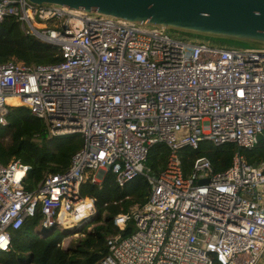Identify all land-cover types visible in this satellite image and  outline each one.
<instances>
[{
  "label": "built area",
  "instance_id": "1",
  "mask_svg": "<svg viewBox=\"0 0 264 264\" xmlns=\"http://www.w3.org/2000/svg\"><path fill=\"white\" fill-rule=\"evenodd\" d=\"M7 17L23 36L55 47L61 61L0 64V128L26 107L47 138L79 135L82 146L66 171L46 172L31 191L29 166L0 162L1 252L38 206L41 237L92 223L95 203L81 186H99L111 173L121 188L144 177L149 195L116 216L117 227L132 221L134 232L114 240L97 264H264V158L245 155L264 134V48L188 42L170 30L27 0L0 1V22ZM202 142L234 145L229 167L214 172L202 157L185 175L181 151ZM156 144L169 152L154 174L145 165ZM64 214L73 219L62 222Z\"/></svg>",
  "mask_w": 264,
  "mask_h": 264
},
{
  "label": "trees",
  "instance_id": "2",
  "mask_svg": "<svg viewBox=\"0 0 264 264\" xmlns=\"http://www.w3.org/2000/svg\"><path fill=\"white\" fill-rule=\"evenodd\" d=\"M11 60L25 64H51L60 62L61 56L55 47L35 37L23 36L16 19L7 17L0 22V64ZM5 137L8 141H4ZM81 146L79 135L47 138L43 122L32 117L26 107L12 110L8 125L0 128V162L7 164L19 160L30 167L25 182L28 191L35 188L46 172L54 175L66 171L71 157ZM235 150L232 144L215 147L209 142L200 143L196 150L184 149L180 153L183 172L187 175L194 160L202 157L210 161L214 172H223L229 167ZM168 152L165 145L156 144L151 148L145 166L157 174L164 168ZM263 152L264 149H257L245 155L247 159L255 160L264 158ZM80 195L94 200L96 215L94 227H83L79 231L75 247L69 250L62 247L65 235L60 230L42 237L36 233L43 220L38 206L33 217L11 234L9 250L0 251V264H97L108 255L109 242L134 232L132 221L119 228L114 220L118 215L129 216L135 206L144 204L149 185L144 177L139 176L121 188L108 173L99 186L87 180L81 186ZM92 200L89 203L93 205Z\"/></svg>",
  "mask_w": 264,
  "mask_h": 264
},
{
  "label": "water",
  "instance_id": "3",
  "mask_svg": "<svg viewBox=\"0 0 264 264\" xmlns=\"http://www.w3.org/2000/svg\"><path fill=\"white\" fill-rule=\"evenodd\" d=\"M27 1L37 6L56 5L142 26L264 48V0ZM257 140L264 142V134L258 135ZM40 231L48 233L44 227ZM70 243L65 250L76 246L75 242Z\"/></svg>",
  "mask_w": 264,
  "mask_h": 264
},
{
  "label": "rangeland",
  "instance_id": "4",
  "mask_svg": "<svg viewBox=\"0 0 264 264\" xmlns=\"http://www.w3.org/2000/svg\"><path fill=\"white\" fill-rule=\"evenodd\" d=\"M169 33L171 35H176L179 38L184 39V40H186L188 42L202 41L204 43H208V44L213 45V46H231V47H236V48H242V47L248 46V45H245L243 43H236V42L235 43H227V42H224V41H220L219 39L200 37V36H196V35H192V34H184V33H180V32L176 33L175 31H172V30ZM4 141H8V138L5 137ZM257 149H264V142L259 143L258 146H257ZM83 211H80V213H82V215H83ZM86 211H88V210H86ZM70 219L72 220L73 216H70ZM88 223L89 222H87V225L85 226L86 229H91L95 225V223L93 221H92V223H89V224ZM66 226L67 227H71V226H74V224L72 223V224H69V225H66ZM58 229L55 228V230H58ZM78 230H79L78 228L77 229L72 228V230L68 229L66 227L63 228V232H64V235H65V238H64V240L62 242V247L63 248L66 249L68 247V245L71 244L70 241L76 242L77 238L80 235ZM56 234H58V233L56 232Z\"/></svg>",
  "mask_w": 264,
  "mask_h": 264
},
{
  "label": "bare ground",
  "instance_id": "5",
  "mask_svg": "<svg viewBox=\"0 0 264 264\" xmlns=\"http://www.w3.org/2000/svg\"><path fill=\"white\" fill-rule=\"evenodd\" d=\"M93 207V205H92V203L90 202L89 203V201L87 202V204L86 205H84L83 207V210H88L89 209V207ZM83 210H81V211H83ZM70 216L71 215H67V214H64L63 216H62V218H61V221L63 222V221H70L71 219H70ZM64 227L62 226V229H63ZM58 229V228H57ZM60 232H63V230L61 231L60 230Z\"/></svg>",
  "mask_w": 264,
  "mask_h": 264
}]
</instances>
